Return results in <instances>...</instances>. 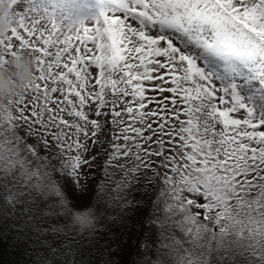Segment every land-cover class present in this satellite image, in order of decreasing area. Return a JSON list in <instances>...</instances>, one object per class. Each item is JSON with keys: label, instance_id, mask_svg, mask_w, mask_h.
Returning a JSON list of instances; mask_svg holds the SVG:
<instances>
[{"label": "snow or ice", "instance_id": "6c2138e0", "mask_svg": "<svg viewBox=\"0 0 264 264\" xmlns=\"http://www.w3.org/2000/svg\"><path fill=\"white\" fill-rule=\"evenodd\" d=\"M100 2L91 24L16 13L0 38V69L35 64L0 96V175L64 211L85 170L118 201L156 169L166 211L264 239V0Z\"/></svg>", "mask_w": 264, "mask_h": 264}, {"label": "trees", "instance_id": "16d2710c", "mask_svg": "<svg viewBox=\"0 0 264 264\" xmlns=\"http://www.w3.org/2000/svg\"><path fill=\"white\" fill-rule=\"evenodd\" d=\"M155 172L142 169L131 178L122 192L126 197L116 201L109 220L93 232L98 235L97 245L94 240L79 239V232L65 228L60 221L69 215L73 199L65 200V210L61 211L53 201L26 188L20 175H0V264H144L146 256L149 261L145 264H264V239L234 228L221 230L215 223L204 224L175 210L166 211L164 186ZM93 174L96 186H104V173ZM44 221H55L58 226ZM148 222L150 226L143 231ZM172 226L181 234L174 241L182 257L172 254L174 260L165 256L155 263L151 259L165 251L159 249L165 242L160 234V239H149L153 227L168 232ZM210 231L224 247L221 251L209 245ZM150 241L156 244L152 251L145 245ZM164 246L171 248L167 243ZM199 247L207 249L206 257L190 260L194 251L189 255V250Z\"/></svg>", "mask_w": 264, "mask_h": 264}, {"label": "rangeland", "instance_id": "374dc122", "mask_svg": "<svg viewBox=\"0 0 264 264\" xmlns=\"http://www.w3.org/2000/svg\"><path fill=\"white\" fill-rule=\"evenodd\" d=\"M101 7L102 5L100 0H70V2L67 4L61 3L59 8H53L50 0H19V3L15 6V10L16 13H20L30 18H40L46 13L52 11H56L57 15H61L62 10L63 18L69 22H83L85 24H91L92 18L99 14ZM77 11H79V13ZM199 63L202 65V62ZM216 83L219 85L218 81ZM220 107L222 108L223 106L221 105ZM95 171L99 170L94 169L91 175H94L93 173ZM91 175H89L87 170H85V176L81 177L80 180L81 186L83 188L80 191H77L73 187H69L67 189V194L64 197V201L70 198L73 199L75 203L70 209L69 215L62 217L60 221L65 228H68L71 231L79 232V236L76 235L79 239L85 241L94 240V244L97 245L98 243L95 242L98 235L93 232L97 230V228H99L104 222H107V219L109 220V217L113 214L112 211L116 205V201L102 194L103 186L98 188V186L95 184L97 176L94 175L95 178L93 179L91 178ZM21 179H23V177H21ZM121 197H126V195H121ZM46 200L52 202L51 198ZM73 215L74 217H72ZM159 219L161 218L159 217ZM44 222L58 226L55 221ZM149 226L150 223L148 222L146 226L144 225L142 230H146ZM153 228L154 234H151L149 239L151 240L153 237L160 239L158 235L160 234L163 236L162 241L167 243V245L171 248L164 246L165 243L163 246L160 245V251H165L160 253L156 258L153 257L151 260L156 263V259H159V262H161V259L165 256H171V259H173L172 254L182 257L181 252L178 250V245L175 247L176 241H174L175 238L180 237V232H178L173 226L168 227V232L167 230L161 231L158 228ZM213 233L214 232L211 231L208 233L209 245L216 246L221 251V249L224 247L217 243V239L212 235ZM145 245L147 248H149V251H152L156 248L154 241H150ZM228 248L230 250L231 247ZM190 251H194L193 255H190ZM206 254L207 249L199 247L195 250H189V259L192 261L202 260L206 257ZM146 259L149 261L147 256Z\"/></svg>", "mask_w": 264, "mask_h": 264}, {"label": "clouds", "instance_id": "9594fccd", "mask_svg": "<svg viewBox=\"0 0 264 264\" xmlns=\"http://www.w3.org/2000/svg\"><path fill=\"white\" fill-rule=\"evenodd\" d=\"M16 22L15 5L10 0H0V38L6 37ZM9 63V70L0 69V96L22 94L26 86L35 82V64L30 54L19 53Z\"/></svg>", "mask_w": 264, "mask_h": 264}, {"label": "bare ground", "instance_id": "6f19581e", "mask_svg": "<svg viewBox=\"0 0 264 264\" xmlns=\"http://www.w3.org/2000/svg\"><path fill=\"white\" fill-rule=\"evenodd\" d=\"M79 13V11H77ZM82 16V15H81ZM83 17V16H82Z\"/></svg>", "mask_w": 264, "mask_h": 264}]
</instances>
